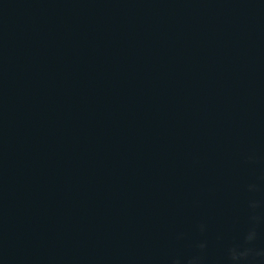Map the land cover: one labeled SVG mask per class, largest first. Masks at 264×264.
I'll list each match as a JSON object with an SVG mask.
<instances>
[{"label": "water", "instance_id": "1", "mask_svg": "<svg viewBox=\"0 0 264 264\" xmlns=\"http://www.w3.org/2000/svg\"><path fill=\"white\" fill-rule=\"evenodd\" d=\"M0 264H264V0H0Z\"/></svg>", "mask_w": 264, "mask_h": 264}]
</instances>
